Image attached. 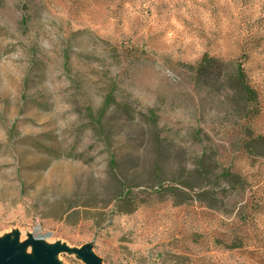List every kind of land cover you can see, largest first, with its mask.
<instances>
[{"label":"rangeland","instance_id":"obj_1","mask_svg":"<svg viewBox=\"0 0 264 264\" xmlns=\"http://www.w3.org/2000/svg\"><path fill=\"white\" fill-rule=\"evenodd\" d=\"M205 54L244 65L251 138L182 67ZM257 136L264 0H0V243L32 261L264 264Z\"/></svg>","mask_w":264,"mask_h":264},{"label":"trees","instance_id":"obj_2","mask_svg":"<svg viewBox=\"0 0 264 264\" xmlns=\"http://www.w3.org/2000/svg\"><path fill=\"white\" fill-rule=\"evenodd\" d=\"M182 67H185L190 80L200 92L207 91L209 94L221 98L230 112H237L241 115L244 121L242 133L247 135L246 139L251 138L252 128L249 121L259 113V96H257L253 86L250 85L244 65L239 61H225L205 54L197 63L182 65ZM105 100V108L109 107L112 102H116L112 94ZM150 114L151 126L157 127L156 114L153 110H150ZM260 141H264L261 136L245 141V150L252 155V144L250 142ZM196 172L201 179H207L208 175L203 169L202 162H200ZM129 191L130 189H127L122 196H127Z\"/></svg>","mask_w":264,"mask_h":264},{"label":"water","instance_id":"obj_3","mask_svg":"<svg viewBox=\"0 0 264 264\" xmlns=\"http://www.w3.org/2000/svg\"><path fill=\"white\" fill-rule=\"evenodd\" d=\"M34 255L36 261H32L24 254L26 244L20 245L18 242L0 243V264H60L58 262V249H47L40 242L39 238H33ZM80 259L86 264H104L101 258L93 252V245L86 244L78 251Z\"/></svg>","mask_w":264,"mask_h":264},{"label":"bare ground","instance_id":"obj_4","mask_svg":"<svg viewBox=\"0 0 264 264\" xmlns=\"http://www.w3.org/2000/svg\"><path fill=\"white\" fill-rule=\"evenodd\" d=\"M39 238L41 240V237H36V239Z\"/></svg>","mask_w":264,"mask_h":264}]
</instances>
